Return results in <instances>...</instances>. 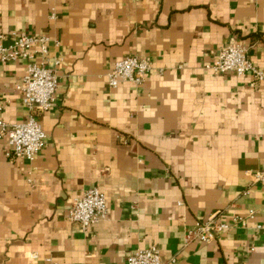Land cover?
<instances>
[{
  "label": "crops",
  "instance_id": "0c3cea01",
  "mask_svg": "<svg viewBox=\"0 0 264 264\" xmlns=\"http://www.w3.org/2000/svg\"><path fill=\"white\" fill-rule=\"evenodd\" d=\"M12 31L58 39L63 62L53 107L36 111L46 139L35 160L10 159L0 139V264H127L153 244L164 264H264V185L250 175L264 166V82L206 67L240 40L264 70V0H0L4 44ZM130 55L151 73L110 87L107 72ZM26 69L0 61L9 124L29 114ZM93 186L109 217L83 232L68 212ZM218 210L246 219L186 243Z\"/></svg>",
  "mask_w": 264,
  "mask_h": 264
},
{
  "label": "built area",
  "instance_id": "2783aa9c",
  "mask_svg": "<svg viewBox=\"0 0 264 264\" xmlns=\"http://www.w3.org/2000/svg\"><path fill=\"white\" fill-rule=\"evenodd\" d=\"M52 12L51 19L55 18ZM14 40L4 44L5 34L0 32V61L8 62L19 59L27 60V69L20 86L22 101L28 108L26 120L9 124L0 119V139H5L7 147L5 154L12 160H25L30 164L41 152L45 145L46 132L39 120L38 113L49 111L55 102L58 88V71L62 66L63 56L51 54V45L59 47V40L42 33L28 34L26 32H11ZM206 67L215 74L233 72L239 76L250 75L251 85L264 82V70L250 57L249 48L240 40L219 48L214 60ZM152 63L147 58L130 55L114 62L107 72L110 87H117L123 82L141 85L151 73ZM38 111V113H36ZM28 181L32 182L31 171ZM254 183L264 185V166L257 170H250ZM109 217V206L105 192L98 186L85 190L74 198L68 212V219L78 225L81 231H86L100 221ZM254 217V211L249 212L248 218ZM246 218L234 216L232 220L224 219L221 211H216L204 220H198L195 226L185 235L186 243L199 241L209 243L225 230L234 225L243 224ZM264 228V223L258 224ZM38 257L37 252L32 253ZM45 261L56 264L53 258L47 256ZM172 262L176 259L172 258ZM127 264H164L162 252L155 244L145 248H137L127 258Z\"/></svg>",
  "mask_w": 264,
  "mask_h": 264
}]
</instances>
